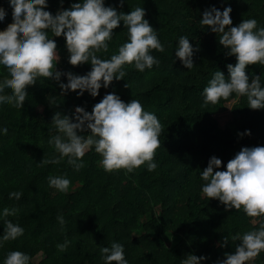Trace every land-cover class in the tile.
Returning a JSON list of instances; mask_svg holds the SVG:
<instances>
[{
	"label": "trees",
	"instance_id": "trees-1",
	"mask_svg": "<svg viewBox=\"0 0 264 264\" xmlns=\"http://www.w3.org/2000/svg\"><path fill=\"white\" fill-rule=\"evenodd\" d=\"M75 2L47 0V10L54 15ZM105 5L124 13L135 6L145 9V18L164 44V52L152 53L160 63L144 72L125 65L124 79H113L108 88L102 86L96 97L87 91L81 96L75 91L61 94L56 81L44 79L26 87L28 96L21 109L0 106V126L8 129L0 135V209L17 208L15 216L5 218L24 228L22 236L0 247V264L10 250L27 253L30 264H104L99 248L112 241L124 246L129 264H180L187 254L203 255L206 259L202 264H214L239 244L232 235L258 225L251 224L253 218L242 211H226L217 199L205 197L199 172L211 156L221 160L223 170L241 147L264 145V109H250L246 97H237L231 106L233 120L219 125L214 115L233 95L214 105L204 104L202 89L216 70L227 78L226 65H234L236 60L225 55L216 34L198 21L206 8L215 6L222 11L228 5L233 26L249 17L264 26V0H125L122 5L119 0H105ZM0 8L7 12L0 25L2 32L11 25L12 14L6 0H0ZM182 34L195 49L190 70L173 53ZM113 35L108 52L100 54L104 58L127 39L122 21ZM53 39L59 55L57 70L78 75L90 70L88 63L73 66L68 62L63 35ZM246 74L250 80L252 74L260 76L264 84V66L247 65ZM60 80L66 83L64 75ZM108 92L125 103L138 99L144 109L158 116L162 133L161 146L153 158L157 167L150 172L141 165L128 175L122 169L106 172L94 151L85 153V164L79 171L66 161L39 163L43 156L49 159L55 153L48 144V129L55 134L52 115L59 111L71 117L76 106L90 113ZM246 129L248 135L238 136ZM60 174L70 180L68 193H60L47 183L49 175ZM15 190L22 192L21 198L9 199V191ZM58 213L64 217L63 226L56 220ZM3 230L0 220V235ZM224 236L228 241L220 247L218 242ZM65 238L70 244L59 252L55 245ZM253 264H264V252Z\"/></svg>",
	"mask_w": 264,
	"mask_h": 264
},
{
	"label": "clouds",
	"instance_id": "clouds-1",
	"mask_svg": "<svg viewBox=\"0 0 264 264\" xmlns=\"http://www.w3.org/2000/svg\"><path fill=\"white\" fill-rule=\"evenodd\" d=\"M125 0H119L122 5ZM11 10L12 23L0 32V106L11 105L21 109L28 93L27 86L44 79L56 81L61 94L75 91L81 96L85 91L96 97L103 86L108 88L113 79L119 81L126 76L125 65L139 72L158 66L160 61L154 56L164 52V44L145 18L142 6L130 8L128 13L117 7L105 5V0H77L69 8H60L53 15L47 10V0H6ZM63 4V0H60ZM231 7L226 5L221 11L215 6L206 8L199 19L201 26L215 33L218 43L226 49V56H235V64H227L228 77L220 70L211 73L202 89L203 103L216 104L220 99L231 95L244 96L250 109H264V84L260 76L246 74V66L258 64L264 66V26H260L254 17L242 19L235 26L230 18ZM7 18V12L0 8V25ZM127 29V39L118 46L108 58L109 41L114 37L113 29L120 22ZM49 32L52 34L49 36ZM63 35L68 53V62L75 66L88 63L90 70L84 75L57 70L59 55L53 37ZM195 49L187 35L177 37L174 57L178 58L188 70L193 68ZM174 62V61H173ZM66 77V83L60 80ZM125 87H128L126 82ZM78 90V91H77ZM6 91L8 94H6ZM48 129V144L55 153L41 164H58L60 161L79 171L85 164L82 157L86 152L99 154L98 164L106 172L124 170L132 173L143 165L148 171L157 167L153 159L156 149L161 146L162 126L158 116L143 108L138 99L125 103L113 93H106L95 103L89 113L83 107L76 106L71 117L57 111L52 115ZM7 127L0 126V135L6 134ZM246 129L238 136L248 135ZM221 160L216 156L208 159L207 166L199 172L204 181L201 193L207 198L217 199L224 209L242 211L251 217L250 223L258 225L251 230L237 232L231 236L239 241L232 253H225L223 259L214 264H253L261 252H264V145L241 147L229 159L223 170ZM214 169H216L214 171ZM50 188L60 193H68L70 180L64 175H49ZM20 190L9 191V199L19 200ZM18 209L3 207L0 220H3V234L0 235V247L5 241L16 240L24 233V228L5 217L15 216ZM56 220L61 226L65 223L62 214ZM228 241L224 236L219 243L223 247ZM70 240L55 245L59 252L67 250ZM104 264H129L125 258L124 246L112 241L109 246H100ZM30 256L20 250H10L2 264H30ZM205 256L187 254L180 264H202Z\"/></svg>",
	"mask_w": 264,
	"mask_h": 264
},
{
	"label": "rangeland",
	"instance_id": "rangeland-1",
	"mask_svg": "<svg viewBox=\"0 0 264 264\" xmlns=\"http://www.w3.org/2000/svg\"><path fill=\"white\" fill-rule=\"evenodd\" d=\"M237 97L233 94L232 98L227 101L222 109L215 113V118L217 119L220 126H225L233 120V114L231 113V106Z\"/></svg>",
	"mask_w": 264,
	"mask_h": 264
}]
</instances>
